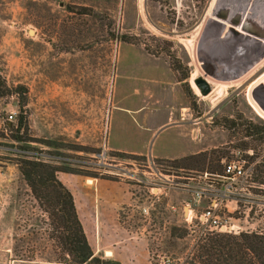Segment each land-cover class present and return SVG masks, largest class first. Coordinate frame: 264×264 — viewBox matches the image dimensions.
Instances as JSON below:
<instances>
[{
  "label": "rangeland",
  "instance_id": "rangeland-1",
  "mask_svg": "<svg viewBox=\"0 0 264 264\" xmlns=\"http://www.w3.org/2000/svg\"><path fill=\"white\" fill-rule=\"evenodd\" d=\"M224 10L229 21L246 11V21L264 30V0H0V78L8 90L0 97V264L67 262L58 263L56 243L47 237V216L18 171L20 153L57 166V178L64 173L125 184L147 210L137 225L149 239L153 264L162 257L169 264L191 261L194 247L210 234H202L195 217L216 195L227 197L214 210L221 222L238 232H264V186L253 183L264 142L245 137L247 122L264 124V35L233 33L218 14ZM199 53L229 69L223 78L207 77L211 92L205 97L193 85L203 75ZM155 59L166 66L181 96L186 130L193 135L199 127L206 151L223 153L219 171L193 170V161L177 167L175 159L107 149L106 119L110 131L125 117L120 108L129 100L125 89L152 86L149 66ZM20 112L28 126L24 143L13 141L14 133L6 129V123L17 124ZM167 134L154 138L146 151L157 153ZM160 149L163 155H179ZM253 154L259 156L252 159ZM228 162L239 164L244 177L225 180ZM166 175L174 187L152 195L153 180ZM201 188L196 204L193 193ZM68 190L86 196L80 187ZM187 204L193 209L190 222Z\"/></svg>",
  "mask_w": 264,
  "mask_h": 264
},
{
  "label": "crops",
  "instance_id": "crops-1",
  "mask_svg": "<svg viewBox=\"0 0 264 264\" xmlns=\"http://www.w3.org/2000/svg\"><path fill=\"white\" fill-rule=\"evenodd\" d=\"M137 53L134 51L135 56ZM149 68L154 70L149 79L153 81L152 86L145 88L134 84L129 91L125 89L129 100L120 107L125 110V117H119L110 131L106 119L107 149L146 157L150 153L152 158L160 159H178L206 151L205 137L199 127L192 135L182 122L181 96L175 90L166 66L156 60ZM124 72L132 77L130 72ZM164 131L168 134L158 152L146 151L154 142L152 140ZM163 146L179 155L161 154L160 147ZM58 179L71 191L80 187L85 192L86 196H73V200L95 255L119 264H153L149 239L142 226L137 225L143 209L137 196H132L125 184L95 178L79 180V177L64 173L59 174Z\"/></svg>",
  "mask_w": 264,
  "mask_h": 264
},
{
  "label": "trees",
  "instance_id": "trees-1",
  "mask_svg": "<svg viewBox=\"0 0 264 264\" xmlns=\"http://www.w3.org/2000/svg\"><path fill=\"white\" fill-rule=\"evenodd\" d=\"M121 41L127 42L124 37ZM7 94L6 83L0 78V97ZM6 129L14 133L13 141H27L24 136L27 135L28 126L22 112L18 115L17 124L6 123ZM245 131V137L264 142V124L256 126L247 122ZM254 155L252 159L259 156ZM223 157V153L211 150L172 162L179 167L181 162L193 161L196 164L190 167L193 170L207 169L214 173L219 171V158ZM16 165L39 209L47 216L50 226L47 237L56 243L58 263L66 260L65 264H119L94 255L78 219L72 193L57 178V173L61 171L57 166L44 163L37 157L29 158L23 153L18 155ZM253 174V183L264 186V158L254 166ZM191 254L193 258L188 264H264V232L210 233L194 247Z\"/></svg>",
  "mask_w": 264,
  "mask_h": 264
},
{
  "label": "built area",
  "instance_id": "built-area-1",
  "mask_svg": "<svg viewBox=\"0 0 264 264\" xmlns=\"http://www.w3.org/2000/svg\"><path fill=\"white\" fill-rule=\"evenodd\" d=\"M146 163L148 169L152 170L154 168V162L152 161V158H148ZM223 172H224L223 177L225 178V180H230V181L239 180L243 178L245 175V172L242 169V167L236 162L225 163ZM169 177H170L169 175H166L156 180H153L151 184V194L156 195L160 190L167 191L172 189L175 184L173 180H171ZM157 180L160 182V184L156 182ZM231 189L232 187L230 185H225V190L227 193H231ZM203 194H204V190L202 188L194 191L193 202L198 204L202 199ZM225 198L227 197L218 196V195L213 196V198L210 200V208L202 212L199 216L195 217L202 226L203 235H205V233H218V234L240 233L238 232V228H236L234 225H232L229 222H221L219 217L216 214H214V210L222 203V201ZM186 207H187V214L185 217V221L190 222L191 219L190 213H193V209L190 207L189 204H187ZM146 211L147 210H143V213L146 214ZM159 263L169 264V261L166 258L162 257L159 259Z\"/></svg>",
  "mask_w": 264,
  "mask_h": 264
},
{
  "label": "water",
  "instance_id": "water-1",
  "mask_svg": "<svg viewBox=\"0 0 264 264\" xmlns=\"http://www.w3.org/2000/svg\"><path fill=\"white\" fill-rule=\"evenodd\" d=\"M224 12H227L224 10ZM229 15V12H227ZM224 22H228L232 25L230 28L233 33L241 34L245 32L247 35L254 36V37H260L264 35V30L262 28H257L259 25H257L255 22L252 21H246L242 13H238L234 19H231L229 21V17H222L221 18ZM238 29L239 31H237ZM197 59L199 63L201 64L200 68L203 71V75L195 78L193 80V83L199 90V94L201 97H205L209 95L211 92V86L207 80V77L216 78V71H218L220 68L223 67L220 63H218L216 60L209 59L204 54H197ZM253 100L256 102V99L253 97Z\"/></svg>",
  "mask_w": 264,
  "mask_h": 264
},
{
  "label": "flooded vegetation",
  "instance_id": "flooded-vegetation-1",
  "mask_svg": "<svg viewBox=\"0 0 264 264\" xmlns=\"http://www.w3.org/2000/svg\"><path fill=\"white\" fill-rule=\"evenodd\" d=\"M221 17H230V15H228L227 14V12H224V11H219V13H218ZM233 16H235V15H233ZM232 16V17H233ZM244 18H247L248 17V15H247V13H246V11L244 12ZM217 61V60H216ZM218 63H220L219 61H217ZM221 64V63H220ZM229 73V69L226 67H222V68H220L218 71H216V76H217V78H223L224 76H226L227 74ZM236 77H237V75H236Z\"/></svg>",
  "mask_w": 264,
  "mask_h": 264
},
{
  "label": "bare ground",
  "instance_id": "bare-ground-1",
  "mask_svg": "<svg viewBox=\"0 0 264 264\" xmlns=\"http://www.w3.org/2000/svg\"><path fill=\"white\" fill-rule=\"evenodd\" d=\"M193 85H194V91H195V93L198 94L199 93V90L197 89V87L195 86L194 83H193ZM219 94H220V91H217L215 95L218 96Z\"/></svg>",
  "mask_w": 264,
  "mask_h": 264
}]
</instances>
